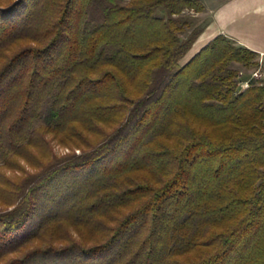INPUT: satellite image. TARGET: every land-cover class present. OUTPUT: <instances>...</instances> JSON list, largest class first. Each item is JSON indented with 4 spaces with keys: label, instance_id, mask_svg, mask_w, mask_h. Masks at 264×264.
Listing matches in <instances>:
<instances>
[{
    "label": "trees",
    "instance_id": "16d2710c",
    "mask_svg": "<svg viewBox=\"0 0 264 264\" xmlns=\"http://www.w3.org/2000/svg\"><path fill=\"white\" fill-rule=\"evenodd\" d=\"M204 10L0 3V264H264L258 54L218 35L184 61Z\"/></svg>",
    "mask_w": 264,
    "mask_h": 264
},
{
    "label": "crops",
    "instance_id": "0c3cea01",
    "mask_svg": "<svg viewBox=\"0 0 264 264\" xmlns=\"http://www.w3.org/2000/svg\"><path fill=\"white\" fill-rule=\"evenodd\" d=\"M211 1L202 0L204 12ZM210 13L207 24L187 55L188 59L213 38L224 35L256 52L264 64V0H224L217 2Z\"/></svg>",
    "mask_w": 264,
    "mask_h": 264
},
{
    "label": "rangeland",
    "instance_id": "374dc122",
    "mask_svg": "<svg viewBox=\"0 0 264 264\" xmlns=\"http://www.w3.org/2000/svg\"><path fill=\"white\" fill-rule=\"evenodd\" d=\"M12 0H0V3L1 4H4L5 2H10ZM220 1H224V0H212L210 3L208 2V10L204 13H201V14H195V18L196 19V22H197V27L200 28L204 25L207 24L208 20H209V17L211 15L210 11L214 8L215 4L217 2H220ZM186 34H183L182 37H185ZM188 60V56L184 59V61H187ZM183 61V62H184ZM258 65L255 67V68H252V69H245V68H239V70L244 74V77L245 76H249V74L254 71L255 69H259L260 72L262 73V79L260 80V82H262L264 84V81H263V77H264V64L263 62L261 61L260 57L256 59ZM182 62V63H183ZM51 147L53 149V153L54 155L56 156H64L66 154H69L71 151V149L67 148V147H63L61 146L60 144L56 143V142H52L51 144ZM76 152L78 153L79 151L76 150ZM18 164L20 165V167L22 168H25L26 169V172H33L34 170H32V168H29L27 166V164L24 162V161H21V160H17ZM3 173L4 175L6 176V178L12 180V181H16L18 180L19 178H21V176H23L22 172H20L18 170V168H12V169H4L3 170ZM5 207H3L2 205H0V209H3Z\"/></svg>",
    "mask_w": 264,
    "mask_h": 264
},
{
    "label": "built area",
    "instance_id": "2783aa9c",
    "mask_svg": "<svg viewBox=\"0 0 264 264\" xmlns=\"http://www.w3.org/2000/svg\"><path fill=\"white\" fill-rule=\"evenodd\" d=\"M262 79V73L259 69L252 71L249 76H245L242 72H239L237 88L239 91H245L250 88L252 81H260Z\"/></svg>",
    "mask_w": 264,
    "mask_h": 264
}]
</instances>
